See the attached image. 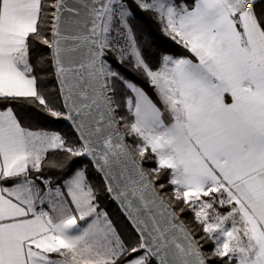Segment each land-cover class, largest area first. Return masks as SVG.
Returning <instances> with one entry per match:
<instances>
[{"label": "snow or ice", "instance_id": "obj_1", "mask_svg": "<svg viewBox=\"0 0 264 264\" xmlns=\"http://www.w3.org/2000/svg\"><path fill=\"white\" fill-rule=\"evenodd\" d=\"M0 264H264V0H0Z\"/></svg>", "mask_w": 264, "mask_h": 264}, {"label": "trees", "instance_id": "obj_2", "mask_svg": "<svg viewBox=\"0 0 264 264\" xmlns=\"http://www.w3.org/2000/svg\"><path fill=\"white\" fill-rule=\"evenodd\" d=\"M143 21L146 22L147 25L151 28V30L158 35L157 26L154 23H152V21L149 20L148 17L144 16ZM168 44L174 50L175 54L177 55L183 54V49H181L179 46L171 44V42H168ZM41 50H44V46L35 44V47L33 49L34 57ZM137 83L139 84V86L144 88V90L149 95H152V90L148 87L147 83L144 80L137 78ZM51 86L52 84L50 83L49 87ZM17 109H18L17 114L25 126L30 127L34 130L40 129V128H43L46 130H55V131H59L65 135L70 136V130L68 126L66 124H63L61 121L53 122V121H50L48 118H44V119L37 118V116L35 115V113L37 112V109L35 107L28 106V105H18ZM46 159L47 161L60 160L62 159V154L50 152L47 154ZM86 163L87 162L84 161V163L79 166L83 167L84 164ZM148 166L150 165L148 164L145 165V167H148ZM55 172L56 170L49 169L46 166L43 174L49 175V174H54ZM89 177L91 179V182H93L94 184L99 183L95 173L92 172L91 170H89ZM100 206L101 208H103L105 211L109 213L110 217L117 222L118 226H121V227L123 226V218L120 215L119 208L111 200H109L106 195L101 196ZM181 219L185 222V224H188L191 221V214L188 213L182 216Z\"/></svg>", "mask_w": 264, "mask_h": 264}, {"label": "water", "instance_id": "obj_3", "mask_svg": "<svg viewBox=\"0 0 264 264\" xmlns=\"http://www.w3.org/2000/svg\"><path fill=\"white\" fill-rule=\"evenodd\" d=\"M63 124H66V122H64V121H61ZM67 125V124H66ZM123 130V129H122ZM115 205H117L114 201H112ZM117 207H118V205H117ZM119 208V207H118Z\"/></svg>", "mask_w": 264, "mask_h": 264}, {"label": "crops", "instance_id": "obj_4", "mask_svg": "<svg viewBox=\"0 0 264 264\" xmlns=\"http://www.w3.org/2000/svg\"><path fill=\"white\" fill-rule=\"evenodd\" d=\"M50 153V152H49Z\"/></svg>", "mask_w": 264, "mask_h": 264}]
</instances>
